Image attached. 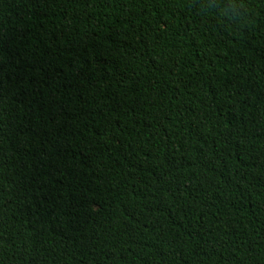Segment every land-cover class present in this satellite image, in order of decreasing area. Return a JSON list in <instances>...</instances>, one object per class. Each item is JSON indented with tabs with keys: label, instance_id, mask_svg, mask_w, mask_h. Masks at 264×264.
Here are the masks:
<instances>
[{
	"label": "trees",
	"instance_id": "1",
	"mask_svg": "<svg viewBox=\"0 0 264 264\" xmlns=\"http://www.w3.org/2000/svg\"><path fill=\"white\" fill-rule=\"evenodd\" d=\"M0 0V264H264V0Z\"/></svg>",
	"mask_w": 264,
	"mask_h": 264
},
{
	"label": "clouds",
	"instance_id": "2",
	"mask_svg": "<svg viewBox=\"0 0 264 264\" xmlns=\"http://www.w3.org/2000/svg\"><path fill=\"white\" fill-rule=\"evenodd\" d=\"M236 5H237L238 12L242 15L243 8L241 7V0H236Z\"/></svg>",
	"mask_w": 264,
	"mask_h": 264
}]
</instances>
